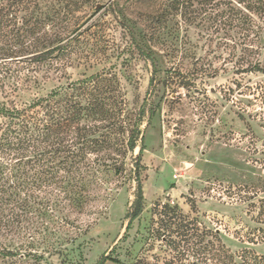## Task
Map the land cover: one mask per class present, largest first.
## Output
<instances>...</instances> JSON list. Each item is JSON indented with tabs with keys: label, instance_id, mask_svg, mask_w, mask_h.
Masks as SVG:
<instances>
[{
	"label": "rangeland",
	"instance_id": "374dc122",
	"mask_svg": "<svg viewBox=\"0 0 264 264\" xmlns=\"http://www.w3.org/2000/svg\"><path fill=\"white\" fill-rule=\"evenodd\" d=\"M79 3L84 33L64 72L70 80L55 77L11 99L113 76L125 130L119 123L107 136L115 143L138 130V145L88 153L81 203H50L45 229L16 238L0 264H207V231L234 255H264V71H251L256 62L264 68L263 18L238 26L207 0L166 11L157 0ZM165 205L178 216L163 215Z\"/></svg>",
	"mask_w": 264,
	"mask_h": 264
},
{
	"label": "trees",
	"instance_id": "16d2710c",
	"mask_svg": "<svg viewBox=\"0 0 264 264\" xmlns=\"http://www.w3.org/2000/svg\"><path fill=\"white\" fill-rule=\"evenodd\" d=\"M79 1L0 0V254L14 255L11 247L16 238L31 239L45 229L53 209L50 203L60 197L81 203V168L90 164L88 153H95L100 144L107 148L115 144L117 153L138 145V130L115 143L107 136L119 123L121 132L125 130V99L121 96L118 101L117 122L113 76L68 81L21 104L11 99L55 77L69 79L64 72L73 65L84 33L75 15ZM157 1L165 11L182 3ZM207 4L220 17L238 21V26L253 27L255 17L264 21V0H207ZM259 38L264 40V32ZM251 71L264 68L256 62ZM101 131L106 132L103 140L98 137ZM141 201L138 177V209ZM164 207L163 215L178 216L175 208ZM165 264L178 263L169 260ZM207 264H264V255L247 249L234 255L217 234L207 231Z\"/></svg>",
	"mask_w": 264,
	"mask_h": 264
}]
</instances>
